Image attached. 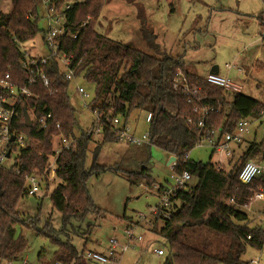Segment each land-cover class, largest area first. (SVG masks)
<instances>
[{
	"label": "trees",
	"instance_id": "obj_1",
	"mask_svg": "<svg viewBox=\"0 0 264 264\" xmlns=\"http://www.w3.org/2000/svg\"><path fill=\"white\" fill-rule=\"evenodd\" d=\"M59 5L66 0H56ZM108 0H84L72 5L67 11V35L59 37L61 49L72 55L76 75H82L96 86L95 105L102 112V120L108 116L127 119L135 109L153 113L149 124L151 145L169 155H177V173L189 171L197 183L174 190L171 204L161 206L155 220L163 222L156 232L166 243L164 264H250L242 259L248 247L264 246V229L253 225L244 209L256 189L264 188V176L252 183L241 182L238 177L246 161L264 155V138L261 142L250 141L247 149L230 169L212 157L205 163L191 159L189 152L198 144L200 114L187 96L174 88L178 70L186 74L191 86L200 87L205 98L203 105L214 107L206 120L204 131H233L242 118L258 117L264 111V103L242 91H230L209 83L198 73L185 68L178 56L159 57L142 49L114 39L95 29V20ZM13 8L0 13V80L10 74L17 85H24L30 75L23 66L27 51L22 44L33 39L39 30L41 0H12ZM76 35V37H74ZM148 36H146L147 38ZM40 58V56L38 57ZM36 69L49 78L46 86L41 78L30 87L33 95L21 96L16 101L19 118L13 123V131L28 137L25 148L10 144L11 166H0V258L13 260L22 257L29 248L24 237H16L17 225H25L33 218H24L19 210L20 201L28 194V177L46 169L52 153L55 137L60 133L74 139L77 116L69 96L70 81L65 79L63 67L56 58L39 63ZM4 90L0 88V94ZM98 103V102H97ZM25 110L35 117L47 116L50 127L39 129L27 126ZM59 122L61 128L56 127ZM103 123V122H102ZM84 135V133H83ZM90 137L76 142L70 150L58 157L57 177L61 182L49 194L53 207L63 214L64 225L72 218L83 219L91 212H101L87 189V180L106 170L96 164L86 168ZM117 141L112 123L103 125V143ZM137 147V146H136ZM142 147V146H140ZM98 149V147H97ZM139 171H127L132 184L146 183L153 187L156 182L149 172L150 155ZM158 192L162 193L166 189ZM34 224H35V220ZM57 249L53 259L70 264H96L83 257L70 240L55 238ZM84 261H83V260ZM53 261V263L55 262ZM52 263V264H53Z\"/></svg>",
	"mask_w": 264,
	"mask_h": 264
},
{
	"label": "rangeland",
	"instance_id": "obj_2",
	"mask_svg": "<svg viewBox=\"0 0 264 264\" xmlns=\"http://www.w3.org/2000/svg\"><path fill=\"white\" fill-rule=\"evenodd\" d=\"M68 3L74 4L77 0H66ZM12 8V0H0V13H8ZM256 17L260 18L259 22L255 20ZM262 17L264 0H108L94 24L99 32L131 43L150 54L159 57L184 55L190 68L199 67V70L205 66L203 73L218 65L222 75H228L232 81L244 87L243 93L259 97L257 90L260 86L257 84L260 83L255 84L253 79H261L256 74L264 75V68L261 67L264 56L260 62L254 63V70H250L251 74L249 72L250 76L246 80H243L239 72L242 69L249 71L250 61L256 53L259 50L264 52ZM38 26V34L22 44L23 50L27 51L26 57L51 56V49L44 41L49 24L42 6L39 7ZM200 62H203L202 65ZM227 64H231L232 68H228ZM78 86H82L90 97L81 95ZM68 90L77 116L76 143L86 136L89 129L96 130L99 126L97 108L93 110V107L103 99L95 101L96 86L82 75L70 81ZM145 119L146 111L135 109L130 113L127 123L136 135H142L150 128ZM251 129L249 139L261 142L264 131L259 129L258 122H254ZM245 146L239 150L240 153ZM148 151L149 172L156 182L153 187L144 182L132 184L126 172L141 170L148 163ZM189 156L205 163L211 157L212 162L222 158L228 162L227 156L219 151L213 152L209 141L197 144ZM252 159L260 161L261 157ZM238 160L237 164L242 161L241 158ZM167 162V153L157 146L147 149L125 141L103 143V133L95 131L88 143L86 168L91 169L98 164L107 169L99 176H91L87 180V189L101 212H91L83 219L72 218L64 225L63 214L53 207L49 195L51 192L48 196L27 195L18 207L23 217L33 218L35 224L31 220L25 225H17L16 237H24L29 248L20 258L11 261L0 258V264H24L25 261L26 264H52L57 249L55 238L70 240L80 254L84 250H96L106 255L110 252V240L115 239L118 261L110 264H164L166 243L156 233L163 222L155 220V210L162 205V195L156 186L161 184L169 188L175 184L172 175L177 172ZM227 167L230 169L229 165ZM59 182L57 177L47 187L52 191ZM189 183L196 184L197 178L193 177ZM255 192L244 209L249 213L252 224L264 229V200L255 198ZM131 228L135 238L124 233ZM139 237L142 239L138 240ZM122 246H127V250L121 252ZM159 248H163L166 254H157L155 250ZM242 259L245 262L256 260L264 264V246L261 249L248 247Z\"/></svg>",
	"mask_w": 264,
	"mask_h": 264
},
{
	"label": "built area",
	"instance_id": "obj_3",
	"mask_svg": "<svg viewBox=\"0 0 264 264\" xmlns=\"http://www.w3.org/2000/svg\"><path fill=\"white\" fill-rule=\"evenodd\" d=\"M82 1L84 0H77V2ZM72 5L73 4L69 3L59 5L56 0H41V6L46 12V18L49 24L48 30L45 32L44 41L51 49V56L40 58L32 56L26 57L23 66L26 68L30 77L24 85H17L13 80H11L10 74H6V76L0 80L1 90H4V93L0 94V166L8 167L12 164L13 152L12 148H10L11 143H15L18 148H25L28 144V137L26 134L16 133L13 131V123L20 116L16 101L20 99L21 96L30 97L33 95L30 87L36 83V79L38 77L43 80L46 86H49V78L43 71L36 69V66L39 63H48L50 57H54L63 67L66 80L71 81L78 77L76 75V68L72 66V55L68 54L63 48L61 49V41H59L60 36L68 34L66 29L67 11L70 10ZM74 37H76V35H74ZM227 67L232 68L231 64H227ZM206 80L209 83L223 87L226 90L236 92L242 91V86L240 84L232 81L229 77L220 73H210L206 77ZM174 88L182 91L184 95L187 96V102L193 104L194 110L200 114L198 125L201 131L198 144L209 141L214 151H219L228 157L233 153L232 145L243 143L246 137L252 132L251 128L254 122H258L259 129L264 131V111H262L258 117H248L239 120L233 131L224 132L221 135L219 134L217 137L215 134L218 132L211 131V134L207 136L205 134L204 127L210 113L214 111V107L203 105L202 101L206 96L203 94L201 88L191 86L186 74L181 70H178L175 75ZM78 92L84 97H90V94H88L82 86H78ZM96 110L97 125L99 126L96 127V130H94V128L89 129L85 133V137H91L95 131L103 133V125L105 124V121H109L112 123V131L114 132L117 141H125L133 146L151 145L149 130L142 135H136L126 120H123L120 117H115L111 120L108 116L105 120H102V112L98 108ZM29 115L32 120V126H37L39 129H47L50 127V122L48 121L49 118L47 116L35 117L33 119L32 114L29 113ZM152 118V112L146 113L145 120L148 124H150ZM56 127L59 129L61 128L59 122L56 123ZM12 136L15 137L14 141H12ZM74 143L75 139L66 136L62 132L55 137L53 152L50 155L46 169L42 172L33 173L28 177V182L30 183L28 186L29 195L48 196L51 192V188L47 186L57 179L58 157L64 150L73 149ZM8 154H10V156H8ZM174 156L176 157V160H174L170 166L175 169L178 157L177 155ZM222 165L224 164L219 162L218 166L222 167ZM261 176H264V155L261 161H256L254 159L246 161L238 174L241 182L246 184L252 183L256 178ZM192 178V173L189 171L172 175V179L175 181V184L164 189L163 192L160 193L162 195L161 206H170V196L174 190L185 186V184L190 182ZM156 188L157 190L162 189V185H157ZM255 198L264 200V188H260L255 192ZM161 206L155 210L156 214L160 212ZM124 233L130 238H135L132 228L126 229ZM141 239L142 237L138 238V240ZM110 244V252L108 255L96 250H87L83 252L82 255L86 260H90L96 264H110L112 262H117L118 258L116 257V254H119L117 240L111 239ZM126 250L127 246H122L120 251L124 252ZM155 252L160 256L166 254V251L163 248L156 249ZM24 264H26V261ZM53 264L67 263L55 261ZM250 264H259V262L253 260Z\"/></svg>",
	"mask_w": 264,
	"mask_h": 264
},
{
	"label": "crops",
	"instance_id": "obj_4",
	"mask_svg": "<svg viewBox=\"0 0 264 264\" xmlns=\"http://www.w3.org/2000/svg\"><path fill=\"white\" fill-rule=\"evenodd\" d=\"M263 18V21H264V17H262ZM255 20L256 21H260V18L259 17H256L255 18ZM262 23V22H261ZM263 51H261V50H259L257 53H256V55L254 56V58L250 61L251 62V66L249 67V71H245V69H242V70H240V74H242L243 75V77L242 78H244L243 80H246V78H248L249 76H250V74H251V71L250 70H254V63L256 62V63H258V62H260L261 60H262V58H263ZM178 57H180L182 60H184L185 61V66H186V69H188V70H190V71H194V72H196V73H198L199 74V76H201V77H203V78H206L207 76H208V74H210L211 72V69L208 71V72H206V73H203V71H202V69L203 68H205V66L204 67H200V69L198 70V68L197 69H194L193 67L192 68H190L191 67V65H189L190 63H188L186 60V58H184V55H179ZM201 63H203V62H200V64ZM262 68H264V61H262ZM202 65V64H201ZM247 70V69H246ZM202 71V73H200ZM249 72H250V74H249ZM254 72V71H253ZM220 73V72H219ZM221 74V73H220ZM224 76H227L228 77V75H224ZM256 76H258L259 78H261V79H253L254 80V83L255 84H257V83H260V84H257V85H259L260 86V88L257 90V92L259 93L258 95H259V97H255V98H257V99H259V100H261L263 103H264V100H262V98L264 97V90H262V88H264V83H261V82H264L263 81V79H264V75H262V76H259V75H257L256 74ZM252 80V81H253ZM243 89H244V87H242ZM261 91V92H260ZM243 92V91H242ZM251 134V133H250ZM249 134V135H250ZM256 134V133H255ZM248 135V136H249ZM246 137V139L247 140H249V141H251L250 139H249V137ZM245 139V141L243 142V143H241V144H235V145H233L234 147L232 148L233 149V153H232V155L231 156H228L227 158H228V164L226 163V162H224V160H223V158L222 159H219L218 161H215V162H222L224 165H229L230 166V168L232 167V165L239 159V157L244 153V151L247 149V147H248V145L249 144H247V140ZM246 145L245 146V148L244 149H242V152L240 153V149L242 148V146L243 145ZM213 152H214V150H213ZM167 156H168V160L170 159V157H171V155H169L168 153H167ZM214 162V161H213ZM167 164H168V162H167ZM260 200H262V199H260Z\"/></svg>",
	"mask_w": 264,
	"mask_h": 264
},
{
	"label": "water",
	"instance_id": "obj_5",
	"mask_svg": "<svg viewBox=\"0 0 264 264\" xmlns=\"http://www.w3.org/2000/svg\"><path fill=\"white\" fill-rule=\"evenodd\" d=\"M210 72H211V73H216V74H218V73L220 72V70H219V66H218V65L213 66V67L211 68V71H210ZM0 88H1V86H0ZM24 116H25V122H26V125H27V126H32V120H31L30 115L28 114L27 110H25ZM14 140H15V137L12 136V141H14ZM8 156H10V154H8ZM174 160H176V157H175L174 155H171L170 159L168 160V165L170 166L171 163H172Z\"/></svg>",
	"mask_w": 264,
	"mask_h": 264
}]
</instances>
